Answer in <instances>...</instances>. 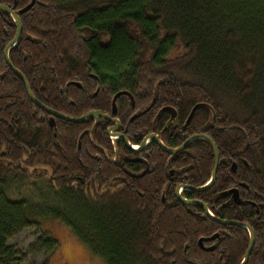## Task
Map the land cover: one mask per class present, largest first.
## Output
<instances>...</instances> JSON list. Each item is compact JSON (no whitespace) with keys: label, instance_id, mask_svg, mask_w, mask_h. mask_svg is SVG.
Instances as JSON below:
<instances>
[{"label":"trees","instance_id":"1","mask_svg":"<svg viewBox=\"0 0 264 264\" xmlns=\"http://www.w3.org/2000/svg\"><path fill=\"white\" fill-rule=\"evenodd\" d=\"M30 1L0 4L18 12ZM19 17L22 31L8 55L42 104L76 118L109 112L112 97L126 91L134 106L121 95L116 115L128 131L137 128L129 121L135 112L149 107L146 118L170 105L179 126L162 135L169 145L200 132L212 138L218 170L201 195L216 216L253 228L246 264H264V0H35ZM16 31L0 10V264L20 261L8 239L42 218L62 221L104 264H240L247 230L190 214L175 196L163 200L161 180L117 179L102 162L101 148H111L103 124L92 132V119L50 125L5 62ZM177 156L191 167L193 185L210 177L206 140H192ZM234 187L240 205L228 193ZM221 227L229 235L214 251L197 245ZM57 246L41 230L31 248L52 253Z\"/></svg>","mask_w":264,"mask_h":264},{"label":"flooded vegetation","instance_id":"2","mask_svg":"<svg viewBox=\"0 0 264 264\" xmlns=\"http://www.w3.org/2000/svg\"><path fill=\"white\" fill-rule=\"evenodd\" d=\"M1 5H3V4H1ZM6 7H8V6H6ZM11 10H13L16 14L20 15L19 11L16 12L14 9H11ZM8 14L12 18V15L10 13H8ZM12 20H13V18H12ZM5 49H6V47H5ZM4 53H5V50H4ZM4 59H5V57H4ZM9 60H10V58H9ZM91 77L95 78V76L92 74H91ZM71 84L74 86H77L79 88H82V85L80 83L72 82ZM98 91H99V87H97L96 90L94 91L93 97L97 95ZM121 95L129 96L130 101H131V105H132V107L134 106V99L132 96H130L129 94H120L119 96H121ZM114 96L112 97V100H111V109L109 112H102L99 109L90 110V111H99L101 113L107 114V115H109V118L98 116L97 119H94L92 117H88V118L83 120V121L88 120V119L93 120L90 132H92L95 125H97L99 122H100V124H103L102 130L106 128L105 135H107V137H108L109 144H110L111 148L110 149H108L107 147L101 148V151H100L101 153L98 152L95 155L97 157V161L101 162L100 161L101 158L98 155L100 153L104 159V161H102V162H105L110 166L111 165L114 166L116 173H118L116 175V178L120 179L122 182H125L128 180H133V179H143L145 177H147L148 179L151 178L155 183L156 182L159 183L160 180L162 182H166L167 185H165V187L162 190V194H161L162 199L165 200L163 195H167V194H169V196H171V195L175 196V198L178 200V202L180 204L186 206V210L190 214H194L195 216L202 217V218L208 217V218L216 221L220 226H230V225H234V224L221 223L219 220L240 222V221L235 220V219L222 218V217L216 216V214L213 211V206H210L208 201H206V199L209 200L207 198V196L201 195L202 192H204L205 190H207L208 188H210L214 184V181L216 178V173L218 170V165H217V170L215 173L213 183L211 185H209L208 187H206L203 190H193V189L187 188V187L197 188V187L205 186L211 181L212 169H213V165H214V151L212 149V146L210 145V143L206 139L201 138V139L206 140L212 149L213 164H212V168H211L210 177L202 185H198V186L193 185L192 183H190L187 180V176L189 175L191 167L182 166L181 163H178L177 161H175V158L178 159L177 153L179 151L183 150L192 140L198 139L200 137L193 138L183 148H181L180 150H178L175 153H170V152L164 150L161 147V145L158 143V140H160V142L165 147L170 148V149H175V148L181 146L183 143H185L188 140V138H190L193 135H196V134H203L206 136H208V135L204 132L194 133V134H191L190 136H187V138L178 146L169 145L167 143V141L164 140L162 135L165 134L170 127H172L173 129H176L179 126V118H178L177 110L173 106H170V105H163L161 108L158 107L153 115H148L146 118L142 117V115L145 114V112L149 109V107L143 111L135 112L134 114H132L129 121L130 122L137 121L138 122V124L136 126L137 128L133 127L131 130L128 131L125 123H123L120 120V118L116 115L117 114V106L115 108V112H113V110H112ZM119 96H117L115 99V105H116V100ZM154 101L155 100H153L152 103H154ZM39 103L42 104L40 101H39ZM33 104H35V103H33ZM42 105L46 108H49L44 104H42ZM37 107L44 110L45 112H47L49 114V120H50L51 113L48 110H46L45 108H42L39 106H37ZM49 109H51V108H49ZM51 110H53V109H51ZM53 111H55V110H53ZM79 117H81V116H79ZM188 117H187V119H188ZM56 118H59V117L54 118V123H55ZM72 118H74V117H72ZM76 118H78V117H76ZM187 119H185V121L183 122V126H186L189 123L190 120L187 121ZM78 123H80V122H78ZM121 134L127 138L128 142H129L128 145L120 137ZM134 135H136L137 138L139 139V142L135 143V144L131 143V141L129 139V136H134ZM208 137H210V136H208ZM118 141H120L121 143ZM119 144L122 146H119ZM79 146H80V144H79ZM215 146H216V144H215ZM216 149H217L218 157H219V150H218L217 146H216ZM161 162H163V163H161ZM184 163H188V161H185ZM218 164H219V159H218ZM160 167H161V169H160ZM231 169L232 170L235 169L234 163L231 165ZM233 191H235V193L237 194V200L238 201L235 200ZM156 192H157V188L153 191L152 194L156 195L157 194ZM228 193L230 194V198L232 199L233 203L235 205H240L238 189L236 187L231 188V189H229ZM222 194H226V191H224ZM178 195H180L182 199L193 201V203H190V204L182 203L179 200ZM204 205H205L206 209L204 208ZM242 223H246V222H242ZM243 228H245V227H243ZM252 230H253V228H252ZM226 231L228 233V229L226 230V228L221 227V228H219V231H216L210 235L202 236V237L198 238L197 245L204 251H214L217 247V243L221 239L225 238ZM247 232H248V230H247ZM253 233H254V231H253ZM227 235H229V233ZM248 235H249V232H248Z\"/></svg>","mask_w":264,"mask_h":264},{"label":"rangeland","instance_id":"3","mask_svg":"<svg viewBox=\"0 0 264 264\" xmlns=\"http://www.w3.org/2000/svg\"><path fill=\"white\" fill-rule=\"evenodd\" d=\"M41 230L49 231L58 241V246L52 253L34 251L31 246L37 241ZM72 235L78 239L79 250H75L71 257V264L79 261L80 264H100L102 258L94 254L62 221L54 218H42L39 225H29L22 231L8 239V244L17 250L20 258L13 264H70L69 257L62 251L64 239ZM104 264V261H103Z\"/></svg>","mask_w":264,"mask_h":264},{"label":"water","instance_id":"4","mask_svg":"<svg viewBox=\"0 0 264 264\" xmlns=\"http://www.w3.org/2000/svg\"><path fill=\"white\" fill-rule=\"evenodd\" d=\"M34 3H35V0H31L29 2V4H27L24 8H22L19 11V14H22L23 12L29 10L34 5ZM0 10H3V11H6V12L10 13L12 15L13 20L16 23V26H17V31H16V34H15L14 38L6 46L5 53H4L5 61H6L7 65L11 68V70L14 73H16L18 75V77L22 80V82L24 84V87H25V90H26V93H27L28 97L30 98V100L33 103H35L37 106L42 107V108H45L46 110H48L51 113V117H50V120H49L51 126H54L55 125V123H54V118L55 117H59L61 119H64V120H67V121H71V122H76V123L81 122V121H83L84 119H86L88 117H92L94 119H97L98 116H102V117H105V118H109V115L104 114V113H101L99 111H90V112L82 115L81 117L72 118V117H69V116L64 115L62 113H59V112L53 111V110H51L49 108H46L42 104H40L39 101L33 96L32 92H31V90L29 88V85H28V82H27L26 78L24 77V75L18 69H16L12 65V63L9 60V56H8V52H9L11 46L14 45L18 41V39L20 37V34H21V31H22V26H21V23H20L19 15L16 14L9 7H6V6L1 5V4H0ZM120 94H128V92L121 91V92H118L117 94H115V96L113 98V105H112L113 106V108H112L113 112H115V108H116L115 99ZM196 108H197V106H194L193 107V109H192V111H191V113H190L187 121L190 120V118L192 117V114L196 110ZM120 137L128 145L129 142H128L127 138L124 135H122V134L120 135ZM196 137H200V138L206 139L210 143V145L212 146V149L214 151V165H213V169H212L211 181L207 185L201 186V187H197V188L187 187V186L186 187L187 188H190V189H193V190H203V189H205L206 187H208L209 185H211L213 183V180H214V177H215V173H216V170H217V165H218V159H219L218 152H217L215 143L212 141V139L210 137L206 136V135H203V134H196V135H193L190 138H188V140L185 143H183L181 146H179V147H177L175 149H170V148L165 147L160 142V140H158V143L161 145V147L164 150H166V151H168L170 153H175L178 150H180L181 148H183L189 141H191L193 138H196ZM233 192H234V198H235V200L238 201L237 200V194L235 193V191H233ZM178 198L184 204L193 203V201H189V200L182 199L180 195H178ZM204 208L206 209L205 205H204ZM219 221L221 223L234 224V225L242 226V227H245L248 230V232H249V243H248L247 250H246V252L244 254L243 260L240 262V264H246V262H247V260L249 258V255H250V253L252 251V248L254 246V233H253V230H252L251 226L249 224H247V223L236 222V221H227V220H219Z\"/></svg>","mask_w":264,"mask_h":264},{"label":"snow or ice","instance_id":"5","mask_svg":"<svg viewBox=\"0 0 264 264\" xmlns=\"http://www.w3.org/2000/svg\"><path fill=\"white\" fill-rule=\"evenodd\" d=\"M80 246L78 244V239L72 235H68L64 239V247L62 251L69 257V261L71 264V257L75 250H79ZM75 264H80L79 261L75 262ZM99 264V262H98Z\"/></svg>","mask_w":264,"mask_h":264},{"label":"clouds","instance_id":"6","mask_svg":"<svg viewBox=\"0 0 264 264\" xmlns=\"http://www.w3.org/2000/svg\"><path fill=\"white\" fill-rule=\"evenodd\" d=\"M100 264H103V259H101Z\"/></svg>","mask_w":264,"mask_h":264}]
</instances>
